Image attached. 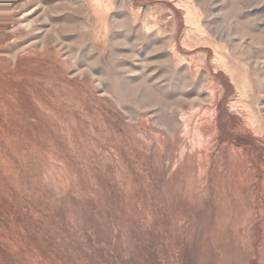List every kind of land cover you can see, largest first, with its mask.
Returning a JSON list of instances; mask_svg holds the SVG:
<instances>
[{
    "label": "rangeland",
    "instance_id": "obj_1",
    "mask_svg": "<svg viewBox=\"0 0 264 264\" xmlns=\"http://www.w3.org/2000/svg\"><path fill=\"white\" fill-rule=\"evenodd\" d=\"M0 264H264V0H0Z\"/></svg>",
    "mask_w": 264,
    "mask_h": 264
}]
</instances>
